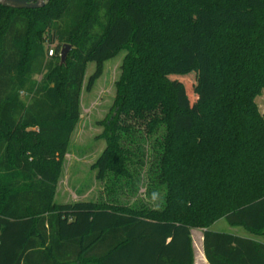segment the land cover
Listing matches in <instances>:
<instances>
[{
    "label": "trees",
    "instance_id": "trees-1",
    "mask_svg": "<svg viewBox=\"0 0 264 264\" xmlns=\"http://www.w3.org/2000/svg\"><path fill=\"white\" fill-rule=\"evenodd\" d=\"M122 49L95 162L106 196L56 204L86 65L89 90ZM262 89L264 0L0 5V264H194L192 227L208 264H264V242L210 228L264 234ZM142 169L156 204L136 196Z\"/></svg>",
    "mask_w": 264,
    "mask_h": 264
},
{
    "label": "rangeland",
    "instance_id": "rangeland-1",
    "mask_svg": "<svg viewBox=\"0 0 264 264\" xmlns=\"http://www.w3.org/2000/svg\"><path fill=\"white\" fill-rule=\"evenodd\" d=\"M46 57L53 56L48 53ZM132 53L127 49L120 50L113 58L103 63L101 75L94 81L89 90L85 85L88 77L93 73L95 64L88 62L85 68L81 93L79 98V119L70 135L65 154L61 161L54 194V203H66L77 200H96L99 197L105 198L108 179H99L95 167L96 159L105 147L103 136L104 124L116 111V93L122 77V64L126 57ZM42 75H33V79L38 81ZM255 103L259 112L264 117V89L255 98ZM137 140L144 138V132L135 133ZM151 143L150 139L143 143V149ZM142 149V150H143ZM145 158V156H144ZM144 169L141 171V181L137 190V198L145 199L146 203L156 204L155 199H147L144 194ZM134 197L121 194L118 198L121 202H132ZM212 230L226 231L235 235H247L242 227L230 226L219 217L210 224ZM192 244L194 247V264H201V251L197 245V237L201 228L192 227ZM264 241V235L257 236ZM200 258V260H199Z\"/></svg>",
    "mask_w": 264,
    "mask_h": 264
},
{
    "label": "water",
    "instance_id": "water-1",
    "mask_svg": "<svg viewBox=\"0 0 264 264\" xmlns=\"http://www.w3.org/2000/svg\"><path fill=\"white\" fill-rule=\"evenodd\" d=\"M50 0H0V5L12 9H35L43 7ZM70 45L65 44L59 52L60 64L65 63V59L70 50Z\"/></svg>",
    "mask_w": 264,
    "mask_h": 264
},
{
    "label": "crops",
    "instance_id": "crops-1",
    "mask_svg": "<svg viewBox=\"0 0 264 264\" xmlns=\"http://www.w3.org/2000/svg\"><path fill=\"white\" fill-rule=\"evenodd\" d=\"M190 232H191V238H192V236H193V230L191 229ZM242 236H247V235H242ZM248 236H250V237H252V238H254V239L258 240V241L264 242L261 239L259 240V237H257V236H260V235H251V234H248ZM192 241H193V239H192ZM197 245L199 246V249L201 251V254L200 255H201L202 259H203L202 262H201V264H208L207 261H206V259H205V257H204V255H203V251H202V230L199 233V236L197 237ZM193 250H194V247H193ZM193 253H194V251H193Z\"/></svg>",
    "mask_w": 264,
    "mask_h": 264
},
{
    "label": "built area",
    "instance_id": "built-area-1",
    "mask_svg": "<svg viewBox=\"0 0 264 264\" xmlns=\"http://www.w3.org/2000/svg\"><path fill=\"white\" fill-rule=\"evenodd\" d=\"M48 53H49V55H52L53 54V49L49 48Z\"/></svg>",
    "mask_w": 264,
    "mask_h": 264
}]
</instances>
